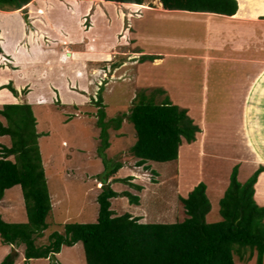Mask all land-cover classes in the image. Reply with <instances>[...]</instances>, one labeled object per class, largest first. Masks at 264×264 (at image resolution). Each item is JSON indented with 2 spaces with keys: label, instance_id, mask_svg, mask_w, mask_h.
Listing matches in <instances>:
<instances>
[{
  "label": "rangeland",
  "instance_id": "obj_1",
  "mask_svg": "<svg viewBox=\"0 0 264 264\" xmlns=\"http://www.w3.org/2000/svg\"><path fill=\"white\" fill-rule=\"evenodd\" d=\"M239 2L242 17L249 9L252 15L264 14V0ZM158 4L32 0L28 9L0 14L9 20L19 14L15 36L23 39L28 53L21 49L10 60L0 49V88L10 84L16 91L0 90V110L7 104H29L36 120L52 208L46 229L35 238L37 247L47 245L52 234H62L65 224L96 222V198L107 165L122 164L105 181L120 194L111 199L114 216L129 214L140 223L158 224L183 221L179 197L186 198L201 182L211 205L206 222L219 221L218 203L232 168L238 165L242 183L264 168V59L254 63L231 57L233 38L213 37L203 17L166 12ZM3 23L0 39L8 52L10 21ZM256 30L258 57L264 58V27ZM142 56L158 59L141 61ZM255 64L258 76L255 83L250 79L253 88L245 89L241 85L249 84L245 76ZM140 94L156 103L168 98L199 128L195 142H182L176 161L137 167L130 157L135 136L127 116ZM99 97L101 104L96 103ZM0 122L6 126L1 116ZM102 129L108 147L100 137ZM3 146L10 147L8 137H0V157ZM260 177L255 186L259 203L264 202V174ZM124 192L137 196L138 205L122 196ZM0 215L6 223L26 222L19 186L5 191ZM9 247L0 244V263L9 256L13 264H52L50 259L25 262L23 245ZM234 260L255 264V257L248 263L237 256ZM55 264H85L82 244L63 246Z\"/></svg>",
  "mask_w": 264,
  "mask_h": 264
},
{
  "label": "trees",
  "instance_id": "obj_2",
  "mask_svg": "<svg viewBox=\"0 0 264 264\" xmlns=\"http://www.w3.org/2000/svg\"><path fill=\"white\" fill-rule=\"evenodd\" d=\"M31 1L0 0V10L17 11ZM97 1L135 6H142L143 3V0ZM155 1L168 12L227 17L236 14L239 4L238 0ZM156 59L142 56L141 61ZM1 89H8L16 95L10 84ZM96 103L101 104V97ZM100 112L98 122L102 125L104 112ZM0 116L6 122V126L0 122V137L10 139V147L3 146L1 149L0 201L6 190L19 186L26 215V222L19 224L6 223L0 215V244L23 245L25 262L48 259L50 254L57 255L63 246L73 247L81 243L85 264H235V256L241 263H248L255 257V264H263L264 205L257 204L255 198V186H258L259 177L264 173L262 166L243 183L238 180V165L232 168L228 185L218 203L219 221L206 222L211 205L206 195V185L201 182L186 198L179 197L185 215L183 221L158 224L140 223L138 218H132L129 214L114 216L110 209L111 199L120 194L105 181L120 170L122 164L107 165L106 179L96 198V222L65 224L62 234H52L47 245L37 247L35 238L40 237L46 229V219L52 208L38 147L36 120L29 104L3 105ZM127 120L135 136L129 155L136 160L137 167L148 162L176 161L182 142L192 144L199 133V128L187 111L173 105L168 98L156 103L153 97L146 98L140 94ZM100 137L104 138L105 147H108L104 129ZM9 157L14 160L11 161ZM136 189L141 190V187L136 186ZM122 196L127 197L131 204L138 205L137 196L127 192ZM0 264H13V261L6 256Z\"/></svg>",
  "mask_w": 264,
  "mask_h": 264
},
{
  "label": "crops",
  "instance_id": "obj_3",
  "mask_svg": "<svg viewBox=\"0 0 264 264\" xmlns=\"http://www.w3.org/2000/svg\"><path fill=\"white\" fill-rule=\"evenodd\" d=\"M37 1L38 0H34V2H37ZM238 2H239V0H238ZM24 9H28V8L24 7ZM21 11H19V12H21ZM256 11H258V10H256ZM4 12L5 11L0 10V14L4 13ZM166 12H168V11H166ZM241 12H242L241 6H240V2H239L238 10L236 12L237 15L235 14L231 17L213 15V14H200V13H189V14L195 15V17H203L204 19H206V21L203 20L205 23V24L203 23L204 28L207 27V30L211 31V34H213L212 35L213 37L216 36L217 38H219V36L227 34L228 39L231 40V38H233L231 41L232 48L230 50L232 53L231 57L234 58L235 56L236 57L244 56V58H247V60H250V62L254 61V63H255L256 61H258V59H262V60L264 59V58H261V56L258 57V51L260 48H259V46H257V43L255 41L256 40V38H255L256 37V31H257L256 28L258 27V25L264 27V14H263V12H255V15H252L253 12H251V10L249 9V10H247L248 13L246 14V16L242 17L240 15ZM5 13H8V12H5ZM172 13H186V12L173 11ZM25 15H26V17L29 16L28 14H25ZM16 17H19V14ZM16 17L10 18V20H9L8 18H5V16H0V25L1 26H2L3 21H7V22L10 21V24H7V29H6V32H8V34H9L8 35V37H9L8 52H4V50L1 46V41H0V49L2 51L1 56L8 57L10 60H14L13 54L15 52L20 51L21 49L24 50V48L21 46L23 39L19 36L16 38V36H15L17 34L16 29L18 28L16 25L18 23ZM1 26H0V28H1ZM0 33H1V31H0ZM12 36H15V38L10 40V37H12ZM215 42H217V41H215ZM218 43L221 44V46H222V42L221 43L218 42ZM224 43L229 44L228 41H225ZM25 54L27 55L28 53L25 51ZM7 62L11 66H14L12 64V62H10V61H7ZM249 67L251 69L253 68V70H251L249 68L252 72L249 71L245 76V81H246V83H249V84L248 85L245 84V86H243L244 85V83H243V85H241L245 89H247V87L248 88L250 87V84H251L250 79H252L254 81L256 79V77L258 76V74L255 70L256 64H255V66L249 65ZM254 83H255V81H254ZM250 88L252 89L253 87H250ZM257 204L264 205V202H261V203L257 202ZM5 247H9V246H5ZM55 257H56V255H55Z\"/></svg>",
  "mask_w": 264,
  "mask_h": 264
},
{
  "label": "water",
  "instance_id": "obj_4",
  "mask_svg": "<svg viewBox=\"0 0 264 264\" xmlns=\"http://www.w3.org/2000/svg\"><path fill=\"white\" fill-rule=\"evenodd\" d=\"M24 22L26 23V25H28V20L26 18V15L24 16ZM48 259L51 260L52 264H55V255L54 254H50Z\"/></svg>",
  "mask_w": 264,
  "mask_h": 264
},
{
  "label": "bare ground",
  "instance_id": "obj_5",
  "mask_svg": "<svg viewBox=\"0 0 264 264\" xmlns=\"http://www.w3.org/2000/svg\"><path fill=\"white\" fill-rule=\"evenodd\" d=\"M158 7H159V8H162L159 4H158ZM27 20H28V18H27ZM28 24H29V23H28Z\"/></svg>",
  "mask_w": 264,
  "mask_h": 264
}]
</instances>
